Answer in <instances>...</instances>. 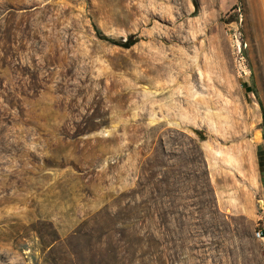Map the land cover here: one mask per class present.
Instances as JSON below:
<instances>
[{
    "label": "rangeland",
    "instance_id": "rangeland-1",
    "mask_svg": "<svg viewBox=\"0 0 264 264\" xmlns=\"http://www.w3.org/2000/svg\"><path fill=\"white\" fill-rule=\"evenodd\" d=\"M259 102L264 0H0V264H264Z\"/></svg>",
    "mask_w": 264,
    "mask_h": 264
},
{
    "label": "trees",
    "instance_id": "trees-1",
    "mask_svg": "<svg viewBox=\"0 0 264 264\" xmlns=\"http://www.w3.org/2000/svg\"><path fill=\"white\" fill-rule=\"evenodd\" d=\"M136 43H137V40H135V42L134 41H130L129 43L119 44V45H121L124 48H130L133 45H135ZM259 105H260L261 111H262V127H263V130H264V104L262 102H259Z\"/></svg>",
    "mask_w": 264,
    "mask_h": 264
},
{
    "label": "built area",
    "instance_id": "built-area-1",
    "mask_svg": "<svg viewBox=\"0 0 264 264\" xmlns=\"http://www.w3.org/2000/svg\"><path fill=\"white\" fill-rule=\"evenodd\" d=\"M257 237L258 238H262L263 239V231L262 230H259L257 233H256Z\"/></svg>",
    "mask_w": 264,
    "mask_h": 264
}]
</instances>
